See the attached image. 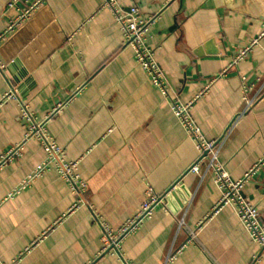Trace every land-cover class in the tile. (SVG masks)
<instances>
[{"label": "crops", "instance_id": "crops-1", "mask_svg": "<svg viewBox=\"0 0 264 264\" xmlns=\"http://www.w3.org/2000/svg\"><path fill=\"white\" fill-rule=\"evenodd\" d=\"M10 1L0 0V161L20 149L0 166V263L122 264L115 253L100 255L93 212L117 232L139 212L149 186L164 198L121 240L126 262L163 264L185 245L174 264H264L234 206L213 213L221 198L214 171L206 161L190 171L199 154L170 108L173 98L193 102L205 139L222 138L218 164L232 180L264 159V0H117L124 12L135 6L143 18L156 17L145 44L170 85L168 97L124 47L102 0H43L13 30L18 8L36 0L12 8ZM8 93L15 99L3 100ZM20 104L65 161H79L86 204L69 215L78 196L53 164L17 192L47 159L37 140L24 139ZM242 195L264 220V165Z\"/></svg>", "mask_w": 264, "mask_h": 264}, {"label": "built area", "instance_id": "built-area-1", "mask_svg": "<svg viewBox=\"0 0 264 264\" xmlns=\"http://www.w3.org/2000/svg\"><path fill=\"white\" fill-rule=\"evenodd\" d=\"M43 0H36L29 6H24L19 9V15L16 21L10 27L19 29L24 23L28 22L41 6ZM20 0H11L8 7H18ZM101 8H106L112 12L115 21L120 26L123 33V45L133 50L134 59L137 65L147 75L151 83L157 87L162 95L168 97L172 92L168 84L165 74L153 58V51L145 44V37L149 27L154 23L156 17L143 18L137 7L132 6L127 12H124L117 6V0H102ZM264 32L262 33V36ZM248 50L243 51L238 55L236 60H241L246 56ZM264 97H261V99ZM15 99L12 93L5 94L3 100ZM254 101H248L246 110L251 108ZM193 102L182 104L177 98L171 100V111L180 120L190 137L195 143L199 157L194 166L190 169L192 172L198 171V165L206 161L210 168L214 171V181L220 190L221 198L213 208V213L225 205H232L236 210L238 219L242 223L244 229L249 234L250 238L258 245L261 253L264 254V220L256 207L251 205L242 195V189L248 183L259 169L264 165V159L255 164L241 179L232 180L230 176L218 164V149L222 138L219 141H209L205 139L200 130L195 126L190 113ZM21 113L20 120L25 125V141L35 139L40 143L41 148L47 155L44 164L38 166L34 172L29 176L19 187V190L24 189L31 181L40 176L48 170L50 164H53L63 180H65L72 192L77 194L78 200L76 204L72 205L67 211V214L73 213L81 205L86 204L84 194L86 192V182L77 173L79 161H65L64 153L53 141H51L45 134L43 124L38 123L33 114L29 112L28 106L20 104ZM62 104L56 106L48 117H53L60 110ZM20 147L7 153L0 161V166L6 161H9L18 152ZM16 193V192H15ZM164 196L156 195L151 187H147L145 191V200L142 203L139 212L134 218L125 222V224L117 232H113L106 224L102 223L99 216L93 212L94 220L100 225L102 230L101 243L102 248L100 255L116 254L120 258L122 264H130L126 262L120 253V242L132 232L138 224L150 218L152 211L156 205L162 202ZM183 224L180 221L179 226ZM185 245L176 250H172L166 256L163 264H174L177 256L181 253ZM29 249L25 250V253ZM259 261V255L255 258ZM2 264V263H0Z\"/></svg>", "mask_w": 264, "mask_h": 264}]
</instances>
